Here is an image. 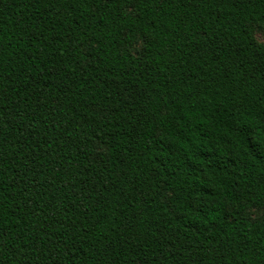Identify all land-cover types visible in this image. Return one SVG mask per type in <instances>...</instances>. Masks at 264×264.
<instances>
[{"label": "trees", "instance_id": "1", "mask_svg": "<svg viewBox=\"0 0 264 264\" xmlns=\"http://www.w3.org/2000/svg\"><path fill=\"white\" fill-rule=\"evenodd\" d=\"M258 30L264 0H0V264H264Z\"/></svg>", "mask_w": 264, "mask_h": 264}, {"label": "rangeland", "instance_id": "2", "mask_svg": "<svg viewBox=\"0 0 264 264\" xmlns=\"http://www.w3.org/2000/svg\"><path fill=\"white\" fill-rule=\"evenodd\" d=\"M261 32H264V31H262V30H258V31H256V39H257L260 43H264V40H261V39H260V33H261ZM262 214H263L262 211H254V212L252 213V215H253L254 218L260 217Z\"/></svg>", "mask_w": 264, "mask_h": 264}, {"label": "snow or ice", "instance_id": "3", "mask_svg": "<svg viewBox=\"0 0 264 264\" xmlns=\"http://www.w3.org/2000/svg\"><path fill=\"white\" fill-rule=\"evenodd\" d=\"M260 39H261V40H264V32H261V33H260ZM260 151H261L262 153H264V148H261Z\"/></svg>", "mask_w": 264, "mask_h": 264}]
</instances>
